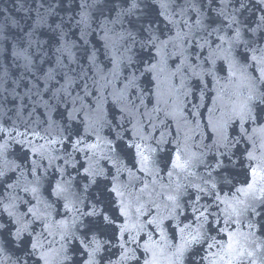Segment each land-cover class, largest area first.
I'll return each mask as SVG.
<instances>
[{"label":"snow or ice","instance_id":"obj_1","mask_svg":"<svg viewBox=\"0 0 264 264\" xmlns=\"http://www.w3.org/2000/svg\"><path fill=\"white\" fill-rule=\"evenodd\" d=\"M32 3L0 264H264V0Z\"/></svg>","mask_w":264,"mask_h":264},{"label":"water","instance_id":"obj_2","mask_svg":"<svg viewBox=\"0 0 264 264\" xmlns=\"http://www.w3.org/2000/svg\"><path fill=\"white\" fill-rule=\"evenodd\" d=\"M34 7L32 0H0V29L9 37V40L3 45L6 51L0 52V65H11L10 72L14 70L16 75L23 71L22 67H17V65L23 64V60H16L12 56V51L13 45L18 43L17 37L22 33L20 28L12 26L11 20L18 21L23 26L24 31H27L36 19V13L29 11ZM20 46L24 47L25 45L21 43Z\"/></svg>","mask_w":264,"mask_h":264}]
</instances>
